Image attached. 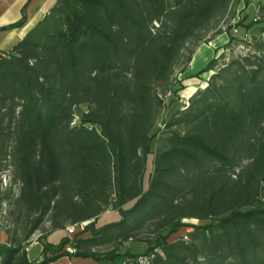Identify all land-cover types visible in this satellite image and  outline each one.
Returning <instances> with one entry per match:
<instances>
[{
	"label": "trees",
	"instance_id": "trees-1",
	"mask_svg": "<svg viewBox=\"0 0 264 264\" xmlns=\"http://www.w3.org/2000/svg\"><path fill=\"white\" fill-rule=\"evenodd\" d=\"M236 1L56 0L0 56V205L12 246L1 264H264L263 2L203 71L214 72L206 87L155 131L165 97L183 89L177 70L224 33ZM235 41L247 52L222 63ZM107 210L120 219L99 226ZM85 222L73 239L46 241ZM38 232L44 259L33 263ZM129 241L146 250L123 252Z\"/></svg>",
	"mask_w": 264,
	"mask_h": 264
},
{
	"label": "rangeland",
	"instance_id": "rangeland-1",
	"mask_svg": "<svg viewBox=\"0 0 264 264\" xmlns=\"http://www.w3.org/2000/svg\"><path fill=\"white\" fill-rule=\"evenodd\" d=\"M258 2H263L264 0H249V3L245 2V0L236 1L233 4L232 9L230 10L227 17L220 23L219 27H222L224 30V33L220 36H218L216 39L211 41L210 43H203L199 46V48L196 50V53L194 55V59L192 63L189 65L187 71L185 73L180 74V69L177 70L176 73V86L175 90L179 88V83L182 82L183 89L178 93H168L165 97V109L163 111V114L161 118L159 119L155 131H164L165 127L164 125L166 122L172 117V115L178 111L179 109H184L189 104L190 98L193 96V94L199 89L206 87L207 82L210 80L212 74L214 72L208 73L203 72L205 71L209 64L215 60L218 59L224 52H225V46L230 42L231 35L236 36V38H243L246 33L245 26L249 25L251 22H253L257 18V12H256V5ZM252 11V12H251ZM246 46L239 43L238 41H235L233 43V47L226 52V59L225 61H229L232 57L237 56L239 54H244L247 52ZM221 63V64H222ZM192 94V95H191ZM88 111V106L83 105L80 106L77 109V117L74 121L75 125H78L81 120V116L83 113ZM154 159L155 155L154 153H150L148 155V164H147V174L145 177L144 185L145 188L148 189L149 183H150V174L152 173L154 169ZM0 178H3V176H0ZM9 209V203L4 202L0 205V219L6 226V213ZM120 219L119 215L113 214L110 210H107L106 213L102 215L100 218V221L98 223L99 226H103L108 222L111 221H117ZM188 224H194L198 225L200 224L197 220H188ZM51 225L50 223H47L45 225V230H50ZM84 229L79 228L75 234H80L83 232ZM192 229L185 227L182 228L171 240H175L178 237L186 236ZM44 231V232H46ZM67 235L69 234L68 231ZM43 234V233H41ZM40 232L36 233L33 237V244H39L38 239L41 237ZM62 234V235H61ZM75 234H69V238H74ZM51 235L50 241L55 243L56 238H58L57 245H59L64 238V235L66 233L64 230L55 231L52 234L47 233L45 235L46 241L48 237ZM83 238L91 237L90 233H86L82 235ZM69 247H66V250H68ZM40 245H36L33 247L31 256L36 257L40 253ZM126 250H132L138 253H141L146 250V247L144 245L135 243L133 241L127 242L123 248L122 251L125 252ZM84 259V258H83ZM127 258H117L115 260H102V261H96L98 264H120L122 262H125ZM65 260V261H64ZM82 260V259H79ZM86 260V259H84ZM94 260V259H93ZM69 261L68 259H60L56 261V264H64L65 262ZM95 261V260H94Z\"/></svg>",
	"mask_w": 264,
	"mask_h": 264
},
{
	"label": "crops",
	"instance_id": "crops-1",
	"mask_svg": "<svg viewBox=\"0 0 264 264\" xmlns=\"http://www.w3.org/2000/svg\"><path fill=\"white\" fill-rule=\"evenodd\" d=\"M55 3L56 0H0V56L10 52L16 44L23 40L26 35L49 13ZM23 18H25V23L21 27L4 29L20 22ZM66 231L67 230H64L67 235ZM50 239L51 235L47 239L48 243L57 245L58 238H56L55 243L50 241ZM36 245H40V253L36 257H32L31 252ZM11 250L12 246L9 242L6 226L0 219V264L4 256H6ZM28 257L33 263H41L44 259L42 243L31 245L28 250ZM60 259L69 260L64 264H98L93 259L84 260L83 258L77 257H63ZM56 263L57 262L55 261L49 264Z\"/></svg>",
	"mask_w": 264,
	"mask_h": 264
},
{
	"label": "built area",
	"instance_id": "built-area-1",
	"mask_svg": "<svg viewBox=\"0 0 264 264\" xmlns=\"http://www.w3.org/2000/svg\"><path fill=\"white\" fill-rule=\"evenodd\" d=\"M3 182H4V185L7 186V184H8V179H7L5 176H4V178H3ZM88 224H89V222H85V223H82V224L79 225V226H69V227L67 228V231H68L69 234H75L79 228L84 229ZM186 239H187V238H186ZM27 250H29V248H28ZM68 250L71 251L70 248H68ZM139 263H140V264H151V261H150V259H148V258L141 257V258H139Z\"/></svg>",
	"mask_w": 264,
	"mask_h": 264
},
{
	"label": "bare ground",
	"instance_id": "bare-ground-1",
	"mask_svg": "<svg viewBox=\"0 0 264 264\" xmlns=\"http://www.w3.org/2000/svg\"><path fill=\"white\" fill-rule=\"evenodd\" d=\"M252 12V11H251ZM192 95V94H191Z\"/></svg>",
	"mask_w": 264,
	"mask_h": 264
},
{
	"label": "water",
	"instance_id": "water-1",
	"mask_svg": "<svg viewBox=\"0 0 264 264\" xmlns=\"http://www.w3.org/2000/svg\"><path fill=\"white\" fill-rule=\"evenodd\" d=\"M213 75V74H212Z\"/></svg>",
	"mask_w": 264,
	"mask_h": 264
}]
</instances>
